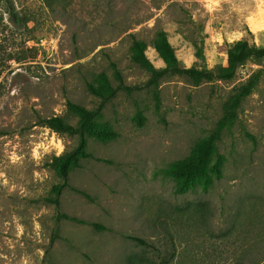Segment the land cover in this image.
<instances>
[{
  "label": "rangeland",
  "instance_id": "1",
  "mask_svg": "<svg viewBox=\"0 0 264 264\" xmlns=\"http://www.w3.org/2000/svg\"><path fill=\"white\" fill-rule=\"evenodd\" d=\"M159 33L177 66L216 72L237 41L264 48V0H0V264L264 263V60L227 81L168 74L149 85L134 42L163 70ZM115 69L127 89L99 123L118 137L88 139L91 157L72 170L57 206L52 191L63 181L51 165L78 139L44 121L76 126L67 104L97 109L87 86L104 72L116 87ZM255 76L217 141L218 170L214 156L184 185L171 166L216 129Z\"/></svg>",
  "mask_w": 264,
  "mask_h": 264
},
{
  "label": "trees",
  "instance_id": "2",
  "mask_svg": "<svg viewBox=\"0 0 264 264\" xmlns=\"http://www.w3.org/2000/svg\"><path fill=\"white\" fill-rule=\"evenodd\" d=\"M154 47L156 52L167 65L163 70H155L151 62L146 58V44L143 42H134L132 57L136 63L140 64L151 73V79L148 84L153 86H156L158 82L168 74L186 76L194 82L214 81L218 79L227 81L233 79L236 76L238 68L244 65L247 61L251 59L264 60V48H256L248 41L240 40L235 42L229 48L226 58L227 64L218 71L197 70L195 68L187 69L177 66L174 51L167 41L165 33L158 34V37L154 42ZM114 77L118 82L116 87L112 84L108 74L104 72L99 74L93 83L88 84V92L101 100L97 109L88 110L85 107L72 102L67 104L68 112L77 120L76 126L66 122L61 117H53L44 121L45 125L51 131L59 135L75 136L78 139L77 146L73 150L54 158L51 165L56 175L63 181V183L54 187L52 191L54 196L52 201L57 206H59V197L61 193L67 187L69 175L72 170L80 167V162L82 160L91 157L87 150L88 139H94L101 143H108L114 141L118 137L117 132L111 126L99 123V118L101 117L104 105L112 100L120 89H127V87L124 86L122 75L116 69L114 70ZM258 79V76L250 79L249 82L240 89L232 102L226 107V113L217 124L216 129L208 137L200 140L189 156L175 162L171 166V172L176 177L185 180L184 185H188L189 180H193L195 177L205 175L210 168V163L214 156H217L218 159L211 169L215 172L218 170L222 158L217 154V141H219L223 130L235 121L237 110L240 108L244 99L254 91ZM58 219L91 225L96 230L103 229V227L98 224L88 223L67 215H59ZM132 239L141 246H148V244L142 239Z\"/></svg>",
  "mask_w": 264,
  "mask_h": 264
}]
</instances>
